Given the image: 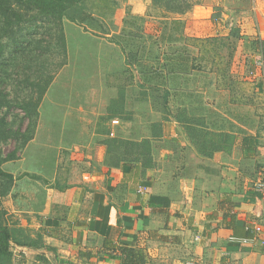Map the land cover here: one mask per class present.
Wrapping results in <instances>:
<instances>
[{
  "label": "trees",
  "instance_id": "1",
  "mask_svg": "<svg viewBox=\"0 0 264 264\" xmlns=\"http://www.w3.org/2000/svg\"><path fill=\"white\" fill-rule=\"evenodd\" d=\"M199 3L200 0H151L147 15L129 13V16L142 20L155 18L158 29L155 33H135L136 27L129 25L131 21H126L128 26L124 27V32L111 28L89 8L88 0H0V86L1 75H12V65L17 63L26 69V77L19 80L20 84L26 82L24 88L31 86L29 94L14 104L0 88V264H18L15 247L36 251L35 259L40 264H72L63 261L58 249L46 243L43 231L24 233L23 227L11 225L3 206V198L11 192L15 180L3 164L16 158V152L34 136L39 106L53 79V74L44 71L46 67L41 59L48 61L52 47L56 46L65 55L59 65L69 60L65 28L69 19L77 28L83 26L81 33L88 43L92 44L95 34H103L110 43L120 46L124 57L121 66L125 64L121 72H125V77L129 74L127 86L143 108L141 115L136 114L131 104L125 109L127 90L123 85L117 86L120 95L111 100L109 109L132 125L125 131L106 129L104 164L124 170L127 167L129 171L138 169L143 177L155 170L158 183L169 192L174 191L177 197L182 194L180 181L195 179L192 209L193 213L202 208L206 212L202 220L206 235L219 228L232 229L235 237L255 235L253 226L239 219L234 194H244V200L248 201L264 197L256 185L264 182L258 178L262 167L258 161L262 129L256 124L246 128L244 117L221 109L213 95L226 90L230 101L242 102L241 93L238 97L235 95L241 90L240 78L231 70L237 43L242 39L246 51H262L264 55V39L258 34L241 33L237 25L225 34L218 31L208 36L189 34L184 15ZM234 7L236 12L251 11L253 0H239ZM221 15L217 10L214 20L224 22ZM17 55H22L24 60L14 63ZM34 64L37 68L31 79L27 70ZM49 64L50 61L46 65ZM251 67L252 64L248 72ZM131 100L128 95V101ZM14 105L21 108L24 118L28 119L22 131L19 127L15 129V121L8 118L6 110ZM138 118L140 124L134 125L139 122ZM172 122L176 136L165 134L166 125ZM10 138L16 140L17 146L3 154V144ZM163 150L172 153L164 155ZM217 152L223 153L219 162L214 160ZM191 153L195 154V159ZM153 196L172 197L170 193ZM190 228L193 232L198 230L197 226L190 225ZM98 252L117 257L122 264H150L145 249L128 242L114 244L105 239ZM19 255L25 260V251L20 250ZM79 255L92 256L85 251H80Z\"/></svg>",
  "mask_w": 264,
  "mask_h": 264
},
{
  "label": "crops",
  "instance_id": "2",
  "mask_svg": "<svg viewBox=\"0 0 264 264\" xmlns=\"http://www.w3.org/2000/svg\"><path fill=\"white\" fill-rule=\"evenodd\" d=\"M213 12L212 7L196 5L185 17L187 32L196 36L216 34L219 30L212 24ZM250 12L243 33L258 34L264 39V0H253ZM207 29L213 33L208 34ZM119 69L123 71L125 64ZM165 134L177 135L174 122L166 125ZM95 143L92 140L82 144L84 149L78 151L77 158L81 160H87L86 156L83 158L84 150L91 155L90 166L79 162L78 173L66 164L58 173V162L45 167V174L19 173L11 203L5 207L10 215L14 214L16 223L29 228L32 234L43 231L46 243L58 249L63 261L122 264L119 258L98 252L107 239L114 244L128 242L145 249L150 264H264V241L260 240H264V197L248 201L244 200V194H234L239 219L253 228L256 224L262 227L256 234L259 242L233 241V230L229 228H219L206 235L202 223L206 212L202 208L193 213L192 209L195 179L180 181L182 194L177 197L174 191L169 192L158 183L155 170L143 177L138 169L129 171L126 167L125 171L106 166L103 162L106 146L100 143L98 156L93 154ZM163 153L172 152L163 150ZM221 155L222 152H217L214 160L221 161ZM168 193L172 197H152ZM190 225L198 230L193 232ZM80 251L90 252L92 256L81 257Z\"/></svg>",
  "mask_w": 264,
  "mask_h": 264
},
{
  "label": "rangeland",
  "instance_id": "3",
  "mask_svg": "<svg viewBox=\"0 0 264 264\" xmlns=\"http://www.w3.org/2000/svg\"><path fill=\"white\" fill-rule=\"evenodd\" d=\"M237 1L239 0H200V3L196 5L212 7L214 11L211 18L213 21L212 24L216 29L218 28L219 33H227L233 25L239 26L242 33L246 31V18L249 17V13L251 12L250 10L236 12L234 5L236 6ZM88 5L107 25H110L113 29L116 28L115 30L117 32H124V27L126 25L128 26V21H131L129 24L130 27H136L137 31L135 33L139 31L155 33L158 29V21L155 18L146 17L142 20L140 18L130 19L129 16L130 14L147 15L151 0H88ZM217 10L222 13L221 16L224 18V22L222 20H214L213 16ZM187 15L186 13L184 18ZM201 27L204 28L203 26ZM215 27L213 28L215 29ZM65 28L69 42V60L65 65H59L65 58V55L56 46L52 47L48 55L49 65H46L48 61L44 62L41 59L44 68L46 67L44 71L46 73L48 72V74H53V79L40 103L39 117L36 122L34 136L24 147L16 152V158L8 160L3 164L5 170L15 176L14 186L19 173L34 171L38 174H45L47 173H44L45 167L47 168L52 163L55 164L58 162V173L61 172L65 164L78 173L76 170L81 167L79 162L90 166L88 161L89 157H91L90 153L84 150L86 154L83 158L86 156L87 160L77 158L78 151L81 152L85 147L82 144H88L90 141L95 140L97 143L94 144L95 150L93 154H98L99 156L101 152L100 146L105 145L104 134L108 127L113 132L117 130L125 131L126 128H131V122L122 121L120 116H116L109 109L111 100H115L120 95L118 85L125 86L127 90L126 97L128 103L127 106L125 103V109L129 108V104H131L136 109L135 112L137 115L142 114V104L139 101L137 102V98H134L133 90L127 86L128 81H130L128 78L129 74H126V78H124V73L119 69L124 61L120 46L110 43L103 34H95L92 37V44L88 43L83 38V33H81L83 26L78 25L77 28L75 23L70 22V19L66 21ZM206 31L208 34L213 33V30L207 29ZM89 33L93 34L94 32L90 30ZM36 37L41 36L36 35ZM52 41L54 42V38H52ZM244 47L245 42L240 39L237 43V49L234 52L231 65V70L240 78L239 87L241 90L240 92H235V95L238 97L241 93L242 102L230 101L231 98L228 96L226 90H219L213 95V98H216L221 109L234 111L237 115L244 117L243 120L247 121L246 128H250V124H256L262 129L261 133L263 136L259 142L258 156V161L262 167L258 178L260 181H264V77L262 79L255 78L248 72L249 66L252 64V56L262 51L249 52ZM85 56H87V59ZM23 60L24 57L22 55H17L14 63L16 61L22 62ZM111 66L113 67L112 71L110 70ZM240 66L242 67L240 68ZM12 67H14L12 75H1L3 79H1L2 85L0 88H2V91L7 94V98H10L14 104L29 94L31 86L27 85L24 88L27 83L20 84L19 82V80L26 77V69H23L20 63L15 64V66L12 65ZM36 68L37 66L34 64L33 67L27 70L31 75V79L34 75L33 70ZM16 70H19L18 73ZM128 95L131 96V101H128ZM139 97L142 96L139 95ZM210 108L213 109L214 107L211 106ZM6 111H8V118L15 121V129H18V127L21 131L26 129L28 119L24 118V111L21 108L14 105ZM123 111H120V113H123ZM146 113L148 112L146 111ZM63 115H67V117L64 118ZM109 116L112 117L110 118L112 120L108 119ZM113 120H118V122L114 123ZM138 121L134 125H139V118ZM135 128L138 129L140 127ZM141 129L143 130L145 128ZM94 130H96L95 133ZM98 143L99 145H97ZM16 146V140L10 138L7 143L3 144V154L9 153ZM190 156L193 159L196 158L194 153H191ZM218 157L216 156V158ZM235 169L237 168L235 167ZM53 171L55 172V169ZM14 186L11 192L3 198L4 207H9L11 203ZM258 191L264 194V190ZM25 200L28 201L29 196H26ZM8 215L11 225L22 228L19 225L20 223H16L17 221L12 217L14 214L10 215L8 212ZM23 229L24 233H29L30 231L29 228L23 227ZM256 237L255 239H257ZM260 240L264 241L263 239ZM24 249L26 252L25 260L19 255L20 250L15 247L18 264H40L35 259L34 253L36 251L27 248Z\"/></svg>",
  "mask_w": 264,
  "mask_h": 264
},
{
  "label": "built area",
  "instance_id": "4",
  "mask_svg": "<svg viewBox=\"0 0 264 264\" xmlns=\"http://www.w3.org/2000/svg\"><path fill=\"white\" fill-rule=\"evenodd\" d=\"M252 67L249 72V74L253 77H259L262 78L264 77V55L263 53H257L252 56ZM114 123H117L118 120H113ZM112 134V133H111ZM89 175H85V178H89ZM257 189L263 191L264 190V182H258L257 184ZM262 231V227L260 225H255L254 226V232H255V237L256 234ZM255 237L252 238H246V237H235L232 236L231 239L233 241L241 242V243H248L255 241Z\"/></svg>",
  "mask_w": 264,
  "mask_h": 264
}]
</instances>
